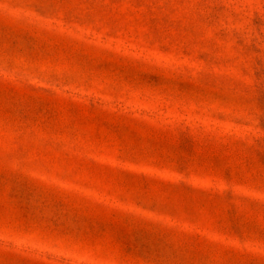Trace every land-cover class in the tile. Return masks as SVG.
Wrapping results in <instances>:
<instances>
[{
  "label": "rangeland",
  "instance_id": "374dc122",
  "mask_svg": "<svg viewBox=\"0 0 264 264\" xmlns=\"http://www.w3.org/2000/svg\"><path fill=\"white\" fill-rule=\"evenodd\" d=\"M0 264H264V0H0Z\"/></svg>",
  "mask_w": 264,
  "mask_h": 264
}]
</instances>
